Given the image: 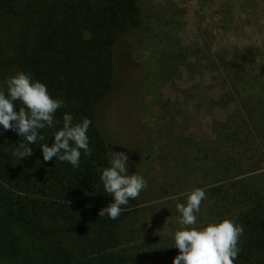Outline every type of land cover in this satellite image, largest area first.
Returning <instances> with one entry per match:
<instances>
[{"label": "trees", "instance_id": "obj_1", "mask_svg": "<svg viewBox=\"0 0 264 264\" xmlns=\"http://www.w3.org/2000/svg\"><path fill=\"white\" fill-rule=\"evenodd\" d=\"M142 24L137 0H0V91L7 95L6 78L23 71L44 83L51 97L65 105L54 114V126L38 130L44 139L28 145L32 155L21 160L14 152L27 141L0 125V264H144L145 251L159 244L158 235L148 238L142 231L145 191L121 206L118 219L98 217L113 197L104 192L97 170L110 166L113 149L134 161L138 157L129 142L113 144L103 136L98 107L114 85L117 41ZM255 49L208 52L206 67L220 71L229 85L226 95H233L232 88L252 74L246 63ZM179 55L173 53V66L179 61L191 67L196 61ZM149 73L150 80L151 69ZM257 77L264 84V73ZM257 96L251 103L242 100L244 107L252 108L248 120H243L262 135L263 122L257 119H264V94ZM14 103L17 111L25 107L20 101ZM65 113L72 114L74 124L85 118L91 121L86 134L92 154L81 150L78 168L58 158L47 162L43 158L41 144L54 143L53 133L63 127ZM216 132L213 143L205 145V158L212 162L224 153L223 139L238 140L231 126ZM226 161L212 165L220 175L217 169L222 167L224 175L206 189L213 201L211 213H223L233 205L225 203L230 192L226 188L224 193L222 181L233 180L240 172H231L232 166H224ZM255 191L232 189V207L237 205L238 210L229 219L243 227L234 264H264V199L254 200ZM167 239L166 247H175ZM178 254L179 250L170 255L171 264ZM166 260L153 264H168Z\"/></svg>", "mask_w": 264, "mask_h": 264}, {"label": "rangeland", "instance_id": "obj_2", "mask_svg": "<svg viewBox=\"0 0 264 264\" xmlns=\"http://www.w3.org/2000/svg\"><path fill=\"white\" fill-rule=\"evenodd\" d=\"M137 2L143 24L115 45V81L98 107V125L110 143L129 142L138 153L136 161L128 156V171L147 182L141 191L146 192L142 231L148 238L159 236V244L145 251L143 263L167 259L171 264L170 255L179 249L166 247L167 238L174 241L175 232L184 227L179 224L177 204H186L193 190L206 193L195 213L196 224L189 226L197 229L238 210L237 205L232 207L234 188L250 193L257 190L254 200L264 199V119H257L263 122V134L258 135L253 126L245 125L243 119L248 120L247 111L252 108L242 103L264 94V84L257 77L264 73V0ZM248 46L256 48L246 63V71L253 72L232 88L233 95H226L229 85L225 78L219 70L206 67L208 52ZM177 52L195 63L189 67L178 61L173 66V53ZM227 126L236 129L238 140L223 139V155L213 162L206 159V143L211 145L216 130L222 132ZM114 152L118 151L113 149L111 156ZM222 158L227 159L224 166H232L231 172L240 173L233 180L222 181L224 193L226 188L230 192L225 203L233 205L226 206L223 213H211L213 201L206 189L224 175L222 167L217 169L221 175L212 168ZM225 177L227 174L223 180ZM234 180L240 182L234 184Z\"/></svg>", "mask_w": 264, "mask_h": 264}, {"label": "clouds", "instance_id": "obj_3", "mask_svg": "<svg viewBox=\"0 0 264 264\" xmlns=\"http://www.w3.org/2000/svg\"><path fill=\"white\" fill-rule=\"evenodd\" d=\"M6 84L7 95L0 91V125L4 130L15 131L27 141L26 144L21 143L14 152L21 160L32 155V148L28 145L44 139L38 130L54 126V114L65 105L63 100L51 97L44 83L33 80L23 71L6 78ZM15 101L22 102L25 107L17 111ZM90 124L87 118L74 124L72 114L65 113L63 127L53 133L54 143L51 146L40 143L44 161L58 158L78 168L81 150L85 155L92 154L86 134ZM109 163V167L97 171L101 172L104 192L113 197V202L101 208L98 217L107 215L115 220L121 214V206L127 205L129 199H136L147 187V182L142 176L129 174L126 153L114 152ZM205 198L204 190L195 189L188 195L186 204H177L181 214L179 224L184 227L174 234V246L179 249V254L173 264H234L238 257V242L243 227L233 220L226 217L200 229L189 227L196 224L195 213L200 211L201 202Z\"/></svg>", "mask_w": 264, "mask_h": 264}]
</instances>
